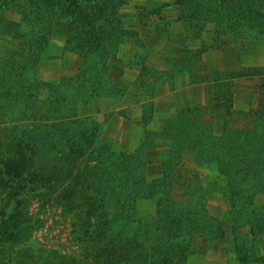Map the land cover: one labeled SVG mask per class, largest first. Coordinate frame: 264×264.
<instances>
[{"label": "rangeland", "instance_id": "rangeland-1", "mask_svg": "<svg viewBox=\"0 0 264 264\" xmlns=\"http://www.w3.org/2000/svg\"><path fill=\"white\" fill-rule=\"evenodd\" d=\"M120 1H123L120 7L123 27L134 32L137 37H133L131 34L122 39L118 57L120 60L112 58L109 71L114 78L120 79L118 73L121 62H123L124 56L131 55L130 48L132 46L134 49L137 47L139 52L136 57L133 56L131 63L139 65L138 61L140 60L153 68L152 75L146 77L147 83L139 86L138 92L142 100L141 116L135 120L132 112L131 115L126 114L124 123L115 119L113 113L118 112L117 104L126 92L121 79L120 85L124 89L122 94L95 96L89 104L80 105L78 112L80 116L95 118L99 134L94 139L104 152L114 151V157L123 164L127 162L128 157L136 154L140 163L133 168L119 170L121 176L124 177V183L129 184L126 187L117 182L110 184L107 190L105 187L101 189L98 186L97 192L90 185H79L78 192L73 195L71 191L76 186L70 187L66 182L55 181V184H45V179L49 174H56L58 171L60 174L64 173V168L61 167L59 161L51 158L45 159V148L43 154L36 156L35 149L28 146L30 138L25 137L28 134L27 131L29 133L32 131L34 137L37 138L33 143L45 146L42 140L45 137V127H39L36 121L41 115H45L47 104L45 99L48 90L44 88V85L45 83H54L74 86L77 83L78 69L83 67V59L80 53L67 45L70 31L69 20L64 16H58L61 13L68 14V10H60L54 17L40 18L42 23L46 22L49 31L40 37L41 41L46 42L45 47L36 48L38 52L37 65L35 67L28 65L25 77L20 80V86L16 81L10 83L11 87L15 86L20 89L21 93H24L23 97L0 98V174L7 176L10 171H14L18 167L19 170L25 172L22 177L28 178L25 184L29 185L26 189H19L22 187L20 185H25L22 180H15L13 184L9 181L0 185V205L7 200L5 196L11 190L6 184L13 186L12 192L18 188L17 196L24 200L23 213L31 226L29 230L27 229L28 234L22 236L23 243L13 249L6 247V251L10 254L3 253L5 248L0 247V264H6L4 260L7 261L13 257L20 248L29 253L35 251L38 260L41 253L45 256L49 252L83 259L88 254L86 247L88 244L91 243L96 252L101 251L107 247L104 245L105 241L121 224L123 228L120 232L123 239H129L143 231L145 233L143 242L148 238L152 239L147 242L145 247L154 241L155 244L152 248L157 252L160 243L156 240L166 232L165 228L170 216L168 210L187 202L185 193L189 184H192V187L188 189V193L194 191L197 196L195 200L201 201L206 216H200L203 211L199 207L187 208V216L191 218L193 228L189 231L187 228L177 229L172 233L175 236L173 240L171 239L172 235L166 237H169V243L174 241L180 246L178 251L180 259H174L172 264H264V229L259 228L260 224L257 221L264 215V163L259 165L255 163L243 164L246 168L251 169V177L246 178V181L251 184L252 190L254 188L255 190L246 192L250 199L245 196L240 198V194H233L232 197L233 187L228 185L227 178L232 170L228 168L227 158L221 162L219 169L216 168V165L213 164L214 161L208 160L206 153L208 147L200 146V148L184 150L183 143L187 140L183 138L180 131L170 129L171 121L176 125L179 124L181 128L183 120L185 124L191 123L190 119L194 120L191 113L181 116L179 114L181 110L190 108V106L171 109L169 104L162 99L155 101L158 95L164 94L169 89L179 85L183 86L192 82L191 80H200L203 76L218 80L223 79V74L226 73L227 77H231L230 75L235 73H244V76L255 75L258 87L257 97L255 103L247 109L243 119L234 117L232 113L228 114L227 108V115L216 120V116L212 115V106L206 109L197 106L204 114L205 120L201 124V117L195 115L200 122L199 125L207 134L222 136L227 133L225 128L228 125L230 127L228 133L251 125L249 114L258 108V103L261 101L262 76L257 73H264V65L247 66L243 63L244 60H241L238 61V65L240 64L238 68L227 69L224 72L218 70L219 60L216 48L220 44L223 45L222 39L228 43L235 38L234 33L227 38V34L220 35L219 32L229 31L232 26L217 27L213 22H208L202 27L199 24V18H197L205 6L207 10L217 7L216 1L201 0L190 4L191 10L184 8L185 13L192 15L193 24L181 18L183 6L178 2L179 0ZM262 11L264 12V5ZM135 17L140 21L141 26L147 27L144 29H149V32H158L157 36L160 38L169 35L168 29H165L167 25L183 20L189 25V37L194 40L201 39V42H192V46H187L186 38H184L179 44L182 52L175 55L176 57H172L167 68L153 65L149 62L147 47L139 30L127 25V18H132L133 21ZM208 18L210 17L208 16ZM124 19H126L125 22ZM27 21L22 13L3 9L0 3L1 59L21 61L30 56L31 45L27 40L31 38L30 33H32L33 27ZM163 23H166L165 28L161 26ZM239 39L244 43L246 39H249V36H242ZM255 48L259 49V44H255ZM124 49H128V53L124 52ZM207 50H210L207 54L209 70H206L205 65L202 67L200 62L202 54ZM242 50L245 51V48L239 49V51ZM200 70L204 71V75ZM217 73L222 75L215 79ZM33 76H35L36 83L29 85L28 79ZM215 85V98L217 97L216 92L222 96L224 93L229 94V91H233V85L225 79L216 81ZM36 86L40 89H36ZM144 105L147 109L146 116H143ZM64 108L59 106L56 112L61 113ZM207 113L209 114L207 115ZM128 119L129 121H127ZM261 124L264 126L262 122ZM218 125L221 131L215 130ZM82 133L85 131L82 130ZM241 138L243 137L241 136ZM33 143L31 142L30 145ZM223 145L226 147L229 144L224 141ZM8 159H11L10 165H7ZM31 160L33 161L31 162ZM91 163L95 164L93 161ZM83 164L84 162H80L78 168H82ZM56 177L59 175L56 174ZM31 178L36 180H30ZM143 179L145 184H141ZM140 186H142L141 191L139 190ZM89 194L101 197V200H97L95 204L96 208L94 206L95 216L91 214L86 216V212L94 209L85 204ZM241 194L245 195L244 191ZM159 212H161L160 216ZM194 217H201L202 220L200 219L198 222ZM157 222H160L158 230L155 227L158 225ZM246 242L254 243L255 248L242 246V243ZM145 247L138 253L143 254ZM152 255H155V261L148 264L162 263L158 253ZM239 257H245L249 262H241ZM179 260L180 262H178Z\"/></svg>", "mask_w": 264, "mask_h": 264}, {"label": "trees", "instance_id": "trees-1", "mask_svg": "<svg viewBox=\"0 0 264 264\" xmlns=\"http://www.w3.org/2000/svg\"><path fill=\"white\" fill-rule=\"evenodd\" d=\"M197 1L201 0L178 1L183 6L181 18L188 20L192 24L194 23L193 17L187 12L185 13L184 8L191 10L192 6L190 4ZM203 1L206 2L207 0ZM212 1H216L217 7L207 10L205 6V9L201 11V15H197L199 24L202 27L208 22H213L217 27L229 25L230 27L232 26L229 31L219 32V34L230 36L234 33L236 38L251 36L253 34H264V12L262 11L264 0ZM122 2L120 0H0L3 9L6 8L22 13L28 20L27 22L33 27L32 33H30L31 38L27 40L31 45L29 57L21 61L0 58V98L5 99L23 97L24 93H21L20 89L15 86L11 87L10 83L16 81L20 86V80L25 77L24 74L28 70V65L34 67L37 65L38 52L36 50L45 47L46 42L41 41L40 37L49 30H47L46 22L42 23L40 18L57 16L60 10L69 11L68 14L61 13L58 16H64L70 22L67 45L82 55L83 67L78 69L76 76L77 83L74 86L54 83H45L44 85V88L48 90V95L45 99V103H47L45 115H41L36 121L39 127H45V137L42 138L45 146L33 143L37 138L34 137L32 131L30 133L27 131L28 134L25 138H30L28 146H32L35 149L34 154L36 156L43 154V149L45 148V159L51 158L52 160L59 161L61 167L64 168V173L60 174V171L56 173L59 177H56V174L53 173L49 174L45 179V184H55V181L66 182L70 187L76 186L71 191L73 195L78 192L79 185H90L96 191L98 186L101 189L105 187L107 190L110 184L117 182L124 187L129 186L126 182L124 183V177L121 176L119 170L130 169L133 166H138V163H140L137 160L136 154L135 156L128 157L127 162L123 164V162L120 163L114 157V151L108 150L104 152L94 139L99 134L95 118L92 116H80L78 112L80 105L89 104L95 96H115L122 94L124 91L121 88L120 79L114 78L109 71L111 59L119 57L122 39L131 34V36L137 37L134 32L123 27L122 16L120 14ZM34 46L36 47L34 48ZM138 64L141 67V84L144 85L147 83L146 77L152 75L153 68L140 60ZM257 74L262 76L260 85L261 101L258 103V108L249 114L251 116L250 126L238 128L234 132L228 133L230 130L228 125L225 128V132H227L225 135L214 136L207 134L199 125L200 122L195 116L199 115L201 117V124L204 123V114L197 106L180 111V116L191 113V116L194 118V120L190 119L191 123L189 124H185L184 120L183 122L181 121V128L183 129L179 127V124L176 125L172 121L169 124L171 130L180 131L183 138L187 140L183 143L184 150L200 148V146L208 147L206 151L208 160L214 161L213 164L218 169L221 166V162L227 158L228 168L232 170L227 177L228 185L233 187L232 197L233 194H240V198L241 196L249 198L246 192L255 190V188L252 190L251 184L246 181V178L251 177V169L246 168L244 165L253 163L259 165L264 163V126L260 125L261 122L264 124V73ZM216 75L215 79H218L222 74L217 73ZM223 75L227 77L228 74ZM230 76V78L244 76V73H235ZM28 80L30 81L29 85L36 83L35 76L30 77ZM37 88L38 86H36ZM229 92V94L224 93L222 96H219L216 92V98L228 101V114H231L233 94L231 91ZM59 106L65 107L61 113L56 112ZM146 112L147 109L144 105L143 116H146ZM82 130L85 133H82ZM100 133L102 134V131ZM224 141L229 145L225 147L223 145ZM31 142L33 145H30ZM89 160L90 162H95V164H90ZM80 162H84L82 168H78ZM10 163H12L11 159H8L7 165H10ZM24 173V171L19 170L17 167L14 171H10L7 176L0 174V185H4V183H8L9 181L13 184L15 180H22L25 184L28 178L26 176L22 177ZM61 175L62 177L60 178ZM30 180L36 179L31 178ZM141 182V184H145L144 179ZM6 185H9L11 190L5 196L7 200L2 203L3 205H0V247L5 248L2 251L3 253L7 252L6 247L13 249V247L23 243L22 236H26L28 234L27 229L31 228L28 218L23 213L22 206L24 205V200L17 196L19 192L18 188H15V191L12 192L13 186L10 184ZM133 185L135 186V182ZM160 185L162 184L160 183ZM20 186L22 187L19 189H26L29 185ZM162 187L164 189L163 185ZM191 187L192 184H189L188 189ZM188 189L185 193L187 202L181 203L179 207L177 206L168 210L170 216L165 228L166 232L156 240V242L160 243L157 252L152 248L155 244L154 241L145 247L147 242L152 239L148 238L143 242V235L145 234L143 231L136 233L129 239H123V235L120 232L123 228L121 224L112 236L105 241L104 245L108 248L104 247L101 251L96 252L95 247L93 248L90 243L86 246L88 254L83 259L71 258L57 252H49L45 256L41 253L38 260L36 259L35 251L29 253L20 248L13 257H10L7 261L4 260V262L6 264H148L155 261V255L152 254L158 253L162 263L156 264H172L174 259H180L178 257L180 255L178 252L180 246L174 241L169 243V237H166L171 236L177 229L187 228L189 231L193 228V222L187 216V208L191 206L199 207L203 211V214L200 216H206L201 201H196V194L194 191L188 193ZM139 190H142V186H140ZM243 191L245 195L241 194ZM97 200H101L100 195L93 196L89 194L86 197L85 204H88L93 209ZM95 208L86 212V216L89 214L95 216ZM160 215L161 212H159ZM201 217H194V219L199 222L200 219L202 220ZM257 221L260 224L259 228L261 230L264 229V215L259 217ZM157 223L158 225H155V227L158 230L160 222ZM179 223L181 224L179 225ZM171 237L173 240L175 238L174 234ZM242 246L255 248L254 243L249 244L248 242L242 243ZM144 247L146 248L144 253L139 254L138 251L144 250ZM239 260L244 263L249 262L245 257H239Z\"/></svg>", "mask_w": 264, "mask_h": 264}, {"label": "crops", "instance_id": "crops-1", "mask_svg": "<svg viewBox=\"0 0 264 264\" xmlns=\"http://www.w3.org/2000/svg\"><path fill=\"white\" fill-rule=\"evenodd\" d=\"M131 19L127 18V25L130 28L139 30L140 36L147 47L149 62L162 68H167L172 57H176L175 55H179V53L182 52V49L179 48L182 39L186 38L187 46H192V42H201V39L194 40L192 37H189V25L183 20L175 21L174 23L167 25V28H165L166 23H163L161 26L166 30L168 29L169 35H164L160 38L157 36L158 32H149V29H144L147 27L141 26L137 17H135L133 21ZM125 21L126 19H124V22ZM172 32H175V34ZM222 40L223 41L221 42L223 45L220 44L218 48H216L219 54V56L217 54L219 60V65L217 66L218 70L224 72L227 69L238 68L240 65H238V61L241 60H244L243 63L247 66L258 64L264 65V35H251L244 43H242L243 40L241 41V39L236 37L228 43H226L224 39ZM255 44H259V49H254ZM243 47L245 48V51H239V49ZM130 50L131 55L129 57H123L124 60L121 62V67L119 68L120 72L118 73L122 85L126 88V92L117 104L118 112L113 113L115 119L121 121V123H124L126 121L125 116L131 115L132 112L133 119L135 120H138L142 113V100L140 99L138 92L142 80L140 76L141 67L137 64L131 63L139 50L137 47L134 49V46H132ZM209 51H205L200 60L202 67H204V65L207 67L206 70H209L208 68L210 67L207 55ZM124 52L128 53V49H124ZM222 52L224 53L223 55L221 54ZM115 59H117V61L120 60V58ZM126 63L128 64L127 66ZM200 71L201 74L204 75V71ZM224 79L227 82H231L233 85L232 115L243 119L247 109L255 103L257 97L258 87L257 77L255 75L233 78L224 77L223 79L218 80L209 79L203 76L200 80H191L192 82L186 83L183 86L179 85L175 86L173 89H169V91H166L164 94L158 95L157 98H155V101L162 99V101L169 104L171 109L185 106H201L206 109L209 106H212V115H215L216 120H219L220 117L227 115L228 101L226 99L215 98V83L216 81ZM107 100H109V98H107ZM202 111H204V109H202ZM208 114L209 113H207V115ZM127 121H129V119ZM215 130L221 131L219 125Z\"/></svg>", "mask_w": 264, "mask_h": 264}]
</instances>
